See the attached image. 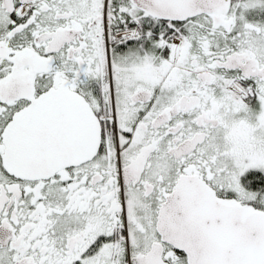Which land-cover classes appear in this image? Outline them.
I'll return each mask as SVG.
<instances>
[{
    "label": "snow or ice",
    "instance_id": "1",
    "mask_svg": "<svg viewBox=\"0 0 264 264\" xmlns=\"http://www.w3.org/2000/svg\"><path fill=\"white\" fill-rule=\"evenodd\" d=\"M0 264H264V0H0Z\"/></svg>",
    "mask_w": 264,
    "mask_h": 264
}]
</instances>
